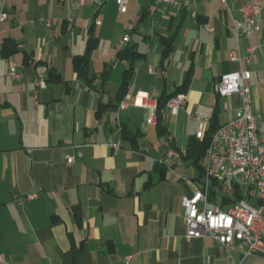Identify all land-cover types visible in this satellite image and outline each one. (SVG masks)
Returning a JSON list of instances; mask_svg holds the SVG:
<instances>
[{
  "label": "crops",
  "instance_id": "crops-1",
  "mask_svg": "<svg viewBox=\"0 0 264 264\" xmlns=\"http://www.w3.org/2000/svg\"><path fill=\"white\" fill-rule=\"evenodd\" d=\"M76 0H0L8 19L0 23V257L5 264H264V256H244L211 238H185L184 198L202 186L195 157L183 156L195 140L201 112L210 119L217 84L229 72L249 69L253 108L264 117V14L262 30L239 42L234 20L247 0H199L197 16L151 12L153 0H129L128 12L115 0L100 11ZM99 17L101 25H96ZM42 18L61 23L48 28ZM72 19L73 22L69 20ZM134 23L129 45L144 58L137 63L126 95L117 97L128 67L118 53L125 48L127 24ZM206 24L213 33L204 29ZM90 51L92 87L79 77L74 59ZM172 48L165 54L164 40ZM7 40L17 45L10 57ZM258 49L248 66L231 62ZM21 75L13 80L10 66ZM50 71L61 81H36ZM191 73L186 104L176 114L168 107L162 126L147 123L148 110L134 106L139 92H174ZM219 123L235 117L240 100H228ZM99 102L107 105L99 112ZM222 106H223V100ZM110 105V106H109ZM109 106V107H108ZM122 128L138 132L133 144ZM209 121L206 123V130ZM173 149L180 158L168 157ZM81 154V155H80ZM73 156V163L67 158ZM37 194L18 204L17 197ZM212 207V205H211ZM130 258L129 261L127 259Z\"/></svg>",
  "mask_w": 264,
  "mask_h": 264
},
{
  "label": "built area",
  "instance_id": "built-area-1",
  "mask_svg": "<svg viewBox=\"0 0 264 264\" xmlns=\"http://www.w3.org/2000/svg\"><path fill=\"white\" fill-rule=\"evenodd\" d=\"M110 0H76L74 9L79 10L88 2L95 6L97 11ZM199 0H153L151 12L159 8H169V15L177 17L184 12H192L196 17ZM219 3L224 12H231L228 0H211ZM121 13L128 12L129 0H115ZM241 20H234V28L238 41L243 37H250L262 30V16L264 14V0H247L240 8ZM8 19L4 7L0 10V23ZM48 28L61 23L58 18H42ZM73 22L72 19L69 20ZM96 25H101L99 17ZM204 29L213 33L214 28L206 24ZM135 25L129 22L123 36L122 43L130 41V35ZM264 47V38L261 45ZM258 47L247 49L242 57L236 50L229 54V60L248 66ZM10 75L13 80L21 78L15 64L10 66ZM251 72L241 69L224 74L216 88L217 94L223 100V112L229 111L228 99L237 96L240 107L234 118L226 120L214 133L209 147L202 160V186L195 191L192 197L184 198L185 238L187 240L209 237L217 244L237 249L244 256H264V117L253 108L254 97L250 85ZM35 93L47 88V80L39 78ZM158 92H139L134 100V106L148 110L147 123L157 124ZM130 96L119 103L118 109L125 111L130 105ZM187 96L179 94L169 99L167 107L176 114L186 104ZM199 127L196 134L198 139L203 138L206 123L210 120L201 112L195 116ZM81 155V154H80ZM183 156L186 157L187 151ZM170 158H180L181 154L171 149ZM75 158L69 156L67 162L73 163ZM236 195L241 198L237 201ZM37 198V194L17 197L16 202L23 204ZM212 205V207H211ZM130 258L127 259L129 261ZM0 264H5L0 257Z\"/></svg>",
  "mask_w": 264,
  "mask_h": 264
},
{
  "label": "trees",
  "instance_id": "trees-1",
  "mask_svg": "<svg viewBox=\"0 0 264 264\" xmlns=\"http://www.w3.org/2000/svg\"><path fill=\"white\" fill-rule=\"evenodd\" d=\"M166 44L165 54H167L172 48V43L170 40L165 39L164 40ZM96 42L93 38L89 40V48L87 54H85L82 57H76L74 59V66L75 70L78 73L79 77H81L88 86L92 87V83L95 81V77H91L89 75V62H90V51L94 48ZM17 50V45L13 43L10 40H7L3 46V53L6 57H10V55ZM118 57L121 60H125L128 63V67L124 72L123 82L121 84L120 92L117 97L118 105L119 103L125 98L127 91L129 89L130 83L133 78V74L136 68V65L138 62H140L144 55L139 53L137 50L136 45H132L128 43V45L123 48L119 53ZM191 79V73L189 72L187 76V80L185 83L177 88L174 92L168 94L167 92H162L160 96L158 97V118H157V125L160 127L163 124V114L164 110L167 107L168 101L171 97L186 93L188 90V85L190 83ZM47 81H61V76L55 72L50 71ZM217 105L213 111V115L211 119L209 120V128L204 132V136L201 139L196 138L193 140L189 148L187 150V157H195L196 163H200V167L202 168V160L204 157V154L206 152V149L209 147L211 139L214 135V133L219 129L221 124L219 123L220 115L222 112V99L217 94ZM110 106V105H109ZM108 106V107H109ZM107 108L106 104H103L102 102H99V112L102 110H105ZM122 136L124 138L129 139L133 144H136L137 140L139 139V133L138 132H131L126 128H122ZM203 171V168H202ZM204 175V172H203ZM241 197L239 195H236L235 201L239 200Z\"/></svg>",
  "mask_w": 264,
  "mask_h": 264
}]
</instances>
